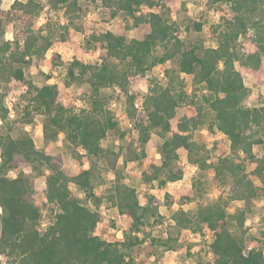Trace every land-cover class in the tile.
I'll return each instance as SVG.
<instances>
[{
	"label": "clouds",
	"instance_id": "1",
	"mask_svg": "<svg viewBox=\"0 0 264 264\" xmlns=\"http://www.w3.org/2000/svg\"><path fill=\"white\" fill-rule=\"evenodd\" d=\"M17 2L26 5L28 0H0V49L8 46L6 52H0V178L25 183L33 193L38 219L11 237L5 236L0 224V264H30V251H22L18 247L23 237L34 232L38 238H44L50 229L57 227L58 218L67 214L53 194L52 185L57 173L61 178L56 187L65 202L85 213L77 236L86 242V254L78 258L68 257L65 264H109L116 257L120 258V264H231L228 257L213 247L218 234L224 232L234 241L243 260L247 261L253 252L264 258V182L260 177L249 175L257 168V163L250 162L248 158L250 153L256 161L264 160V142H261L264 141V120L253 123L251 119V113L264 109V83L253 86L246 76L242 78L246 97L236 108L249 113L248 130L243 135L247 137L250 148L246 152L240 146L233 153L232 142L216 126L215 112L201 99L209 97L210 102L223 100L225 94L208 92L203 82L194 84L195 73L181 71L178 56L167 59L160 41L147 52H138L131 44L133 39L137 44L143 42L151 32L148 24L136 26L137 20L141 17L148 19L149 14L159 15L166 9L165 23L175 29L172 35L181 42L185 37L202 36L205 48L219 47L209 31L213 27L219 33L225 31L226 21L242 25V30L236 33L235 43L243 45L242 51L247 56L256 52L258 45L264 44V0H161L164 9L159 6L149 8L140 2L138 10L133 5L131 15L118 11L114 18L110 13L116 9L104 7L103 0H95V3L75 0L76 7L80 9L75 15L79 19H75L70 11L73 0L59 3L55 10L51 9L49 0H35L40 7L31 17L23 19H16L20 16L13 9ZM27 20L31 21V34L38 33L39 37L48 40L46 50L37 53L33 48L32 52L24 55L26 35L21 29ZM194 24L202 25L200 33L192 31ZM185 28L189 31L185 32ZM65 31L70 40L62 44L59 35ZM93 32L97 35L111 33L122 38L121 47L112 55L108 54L107 46L102 48L99 43L88 47L86 42ZM86 47L87 51L84 50ZM14 51L16 56L9 60ZM57 53L58 56L55 55ZM73 57L78 61L75 65ZM261 62L259 80L264 81V55H261ZM223 64V60L217 62L218 72L223 71ZM232 65L234 71L243 74L239 59H234ZM105 68L111 72L110 83L105 81L101 87L98 81L89 82V77L103 73ZM17 71L22 73L21 80L16 79ZM52 85L67 93V97L58 96L50 105V111L45 112L36 97L40 90ZM169 88L175 90L171 94L183 92L202 108L203 118L193 132L197 142L209 150L212 140H222L223 155L235 165L242 166V174L251 182L247 191L239 189L242 195L230 190L228 183H222L223 176L216 178L214 167H207L216 165L219 152L208 151L209 158L203 161L202 167L195 155L189 162L185 150L178 149V163L182 166L183 175L176 182L168 179V169H161L162 156L156 149L171 138L172 132L188 135L177 131L176 122L181 116L196 115L194 107L188 111L191 106L187 100L178 101L176 119L169 121L171 131L163 133V138L156 135L162 129L149 131L146 159L125 161L130 142L137 155L141 151L138 143L140 128L134 126H147L145 109L148 112L153 109L145 101ZM193 89L196 90L194 93ZM94 104L97 111L93 109ZM70 120L89 126L97 120L102 125L110 121L125 135L123 139L110 141L107 139L110 129L105 127L106 138L99 139L96 145L99 158L90 161L87 149L73 127L68 125ZM9 140L12 144L30 141L31 149L29 152H13L9 161ZM256 140L260 143H253ZM105 151L116 157L114 167L105 158ZM199 155L202 157L204 154ZM37 156L52 159L45 163ZM56 156L60 157L59 162ZM149 164L155 165V169L149 168ZM142 172L148 175L156 172V179L145 184ZM81 173H88L87 185L76 179ZM160 181H164L163 186H160ZM132 189L139 206L137 217L147 205L146 196H155L159 201L158 205L151 206L154 211L150 210L138 223L127 214L131 201L125 198V190ZM166 193L169 199L165 198ZM181 196L187 199L181 202ZM198 207H218L223 213L219 226L210 230L206 221L198 220ZM7 215L4 207L0 206V220ZM110 221L115 223L114 227Z\"/></svg>",
	"mask_w": 264,
	"mask_h": 264
},
{
	"label": "trees",
	"instance_id": "2",
	"mask_svg": "<svg viewBox=\"0 0 264 264\" xmlns=\"http://www.w3.org/2000/svg\"><path fill=\"white\" fill-rule=\"evenodd\" d=\"M95 2V0H91ZM67 0H49L51 9L55 10L59 3H66ZM140 2L145 3L149 8L159 6L164 9V4L161 0H103L104 7L115 8L116 11L110 13V16L114 18L118 11H123L125 15H131L133 11V5L137 6ZM215 2V0H214ZM40 7V5L34 0H28V3L20 4L16 3L13 5V9L20 13V16L16 19H23L24 17H31L32 14ZM78 10L75 5V0L70 8V11ZM167 10L161 11L159 15L149 14V18L145 19L141 17L137 20L136 26L142 24H148L151 28L150 34H148L143 42L137 44L136 40L133 39L131 44L136 50L147 52L155 46L157 41L161 42V46L165 48L166 58L171 59L173 56L179 57L178 67L185 74L195 73L193 83L203 82L208 92L216 94L223 92L225 98L223 100L215 99L210 102V98L202 97V101L208 104L215 112V123L217 128L228 136V139L232 142L231 150L233 153L237 147L243 146L246 152H249L250 145L247 142V137L243 135L248 130L249 113L247 111H239L236 105L246 97V90L242 86L243 76H248L249 80L253 82V86L257 83H264L259 80L261 74V55H264V44L258 45L257 51L244 55L242 51L243 45H237L236 33L242 30V25L232 24L225 22V31L219 32L216 27L210 29L211 37L215 38L219 47L217 49L205 48L200 44H193L188 48H185L181 41L172 33L174 28L169 27L166 23ZM67 14V13H66ZM223 19V18H222ZM31 21L27 20L24 22V27L21 29L22 34L26 35L24 55L32 52L35 48L37 53L42 52L49 46L48 40L30 32ZM194 31L201 32L202 25L194 24L192 26ZM127 29V25H125ZM78 30V29H77ZM70 40L68 33L65 31L60 35V43H66ZM39 41V44H38ZM99 43L103 48L107 46L108 54L112 55L116 53L117 49L121 47L122 38L113 36L111 33H102L97 35L93 32L88 41L86 42L88 47H93ZM255 43V41H253ZM169 44L171 47L169 48ZM8 46L4 45L0 52H6ZM87 51V47L84 49ZM16 56L15 51L9 55V60H12ZM23 59V55L20 56V60ZM239 59L241 61V69L243 74L239 71L233 70L232 61ZM223 60V71L218 72L217 62ZM78 63L73 57V65ZM139 63V62H137ZM16 79H22V73L16 72ZM69 75H73L71 69ZM84 73H81V79ZM111 72L105 68L103 73L94 74L89 77V82L98 81L100 86H104V82H111ZM95 91V86H94ZM196 90L193 89V93ZM174 89H165L158 95L149 98L145 101L146 104H150L153 111L148 112L145 109L148 116L147 126L138 124L134 127L140 128V135L138 137V143L141 151L139 155L136 151H129L125 156V161H136L147 158L146 145L150 140L148 135L151 129L160 128L162 132L156 133L157 136L163 138V133L171 131V125L169 121L176 119L175 108L177 107L178 101L182 102L187 100L189 106L188 111L195 109V116H181L176 122V129L178 132H187L188 135L181 136L177 132H172L170 139L166 140L165 143L159 147L158 152L162 156L161 169H168L169 180H175L182 178V173L179 169V155L178 149H184L189 155V161H192V155H198L205 149L204 146L199 145L193 139V132L202 120V108L196 105L194 99H188L185 93L180 92L176 95ZM58 96L63 98L67 97V93H62V90L58 89L57 86L52 85L38 92L36 99L44 106L45 112L50 111V105L55 103ZM64 100H61L63 104ZM94 111H97V106L93 105ZM251 119L253 123H259L264 120V109L259 113H251ZM55 123V121H53ZM69 126L73 127V131L80 138V142L84 145L88 152V158L90 161H94L99 158V150L97 149V141L105 138L104 129L107 127L111 131H117L119 138L123 139L125 133L119 132V129L115 124L110 121L105 125H102L100 121H93L91 125H81L79 122L70 120ZM211 131V128H209ZM75 139V137H69ZM263 142V141H261ZM253 143H260L259 140L253 141ZM9 148L7 150L8 160L11 161L13 152H29L31 149L30 141H18L16 144L8 141ZM212 149L220 153L217 157V163L214 167L216 172V178L221 176L224 177L222 183H228L230 190L236 192L238 195L243 193L239 192V189H245L247 191L251 187V182L246 176L242 174V166L235 165L229 157L223 155L224 149L221 144L214 143ZM105 158L109 159L110 166L115 165L116 157L110 152H104ZM38 159H43L45 163L51 161L49 156H37ZM250 162L257 163V168L249 175L260 177L264 182V160L256 161L249 153ZM27 159V156H25ZM56 161H60V157H55ZM201 162V161H200ZM201 166L204 167L203 161ZM149 168L155 169V165L149 164ZM208 167V166H207ZM55 171V166H53ZM156 172L152 175L146 173L142 174L143 182L149 184L151 180L156 179ZM118 178L119 174H117ZM88 173H81L78 179L82 185H87ZM60 174L57 173L53 180V194L57 197L58 205L67 212L66 215L59 217V223L57 227L50 229L44 238H38L34 232L27 233L21 240L18 247L22 251H30V264H65L68 257H79L81 254H86L87 244L77 236V232L81 227V220L85 218L83 210L78 209L71 203H66L63 194L56 187V182L60 179ZM164 181H160V186H163ZM179 191V189H177ZM126 199L131 201V207L128 211V215L131 216L134 222L138 223L145 214L151 209V203L154 200L150 197L147 205L141 210V216H136L138 209L137 197L135 190H125ZM251 194V193H249ZM33 193L28 189L23 181L15 180L9 182L6 179L0 178V206H3L7 211L8 215L3 220H0V224L3 226V232L6 237L16 236L22 231L29 222H34L38 219V213L35 210L34 203L32 200ZM165 198L169 199L168 194H165ZM187 199L185 196H181V202ZM51 203V197L49 198ZM198 220L206 221L210 230H214L218 225V221L223 219V213L219 211L218 207L210 209H199L197 213ZM90 219V217H88ZM114 227V222H109ZM199 230V229H197ZM214 250L219 252L221 255L228 257L231 260V264H264V258L259 253L253 252L249 254L247 261L239 257V249L235 248L234 241L228 236L226 232L218 234L217 240L214 242ZM109 264H120V258L116 257L114 260L109 261Z\"/></svg>",
	"mask_w": 264,
	"mask_h": 264
},
{
	"label": "rangeland",
	"instance_id": "3",
	"mask_svg": "<svg viewBox=\"0 0 264 264\" xmlns=\"http://www.w3.org/2000/svg\"><path fill=\"white\" fill-rule=\"evenodd\" d=\"M34 2H35V0H34ZM92 2V1H91ZM92 3H95V2H92ZM80 11V9L78 8V10H74V11H71L72 12V14H73V17L75 18V19H79V17L78 16H76L75 14L77 13V12H79ZM165 16L167 17V13H165ZM193 26V25H192ZM191 26V27H192ZM78 29V31L79 30H81L80 28H77ZM174 31H175V29H174ZM189 31V29L188 28H185V32H188ZM192 31H194V29L192 28ZM195 33H200V32H197V31H194ZM59 40H60V35H59ZM182 44H183V46L185 47V48H188L189 46H191V45H193V44H200V45H202L203 46V43H204V38L202 37V36H199V35H197V36H194V37H192V38H188V37H185V40L183 41V42H181ZM55 55H59V53H57V54H55ZM47 78V77H46ZM206 98H208V97H206ZM202 99V98H201ZM210 131V130H209ZM120 132V131H119ZM106 138V137H105ZM116 138H119V136H118V132L117 131H111V132H109V135H108V137H107V139H109L110 141L112 140V139H116ZM119 139H122V138H119ZM193 139L195 140V142H197V140L194 138V136H193ZM264 142V141H263ZM198 143V142H197ZM211 143H212V145L214 144V143H219V144H221L222 145V140H220V139H217V140H212L211 141ZM199 145H202V146H204L205 147V145L203 144V143H198ZM111 147V144H109V148ZM158 149L159 148H157L156 150L158 151ZM135 151V149L132 147V143L130 142L129 144H128V146H127V150H126V153H125V156H127V154H128V152L129 151ZM208 151H211V152H216V151H214L212 148L211 149H209V150H206V149H204L203 151H201L200 153H203L204 155L201 157L199 154L198 155H195L201 162L202 161H204V160H206V159H208L209 157H208ZM186 152V151H185ZM187 153V152H186ZM179 155V154H178ZM193 156L194 155H192V158H193ZM187 158L189 159V155L187 154ZM179 160H180V155H179ZM190 162V161H189ZM140 165H138V167H139ZM211 166L212 165H208V168H211ZM179 169H180V171H181V173H182V166L179 164ZM143 173H146V174H148L147 172H142L141 173V177H142V174ZM182 175H183V173H182ZM142 179H143V177H142ZM150 197H153L154 198V200L152 201V203H151V206L153 205V204H159V201L157 200V198L155 197V196H146V199H147V202H148V200H149V198Z\"/></svg>",
	"mask_w": 264,
	"mask_h": 264
},
{
	"label": "crops",
	"instance_id": "4",
	"mask_svg": "<svg viewBox=\"0 0 264 264\" xmlns=\"http://www.w3.org/2000/svg\"><path fill=\"white\" fill-rule=\"evenodd\" d=\"M248 79H249V77L248 76H246ZM114 226H115V223H114Z\"/></svg>",
	"mask_w": 264,
	"mask_h": 264
}]
</instances>
